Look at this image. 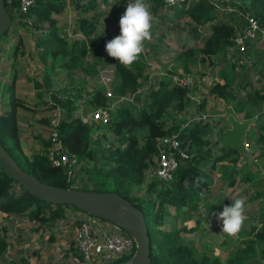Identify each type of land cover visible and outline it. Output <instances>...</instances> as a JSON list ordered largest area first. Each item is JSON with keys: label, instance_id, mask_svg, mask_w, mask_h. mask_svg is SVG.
I'll use <instances>...</instances> for the list:
<instances>
[{"label": "trees", "instance_id": "trees-1", "mask_svg": "<svg viewBox=\"0 0 264 264\" xmlns=\"http://www.w3.org/2000/svg\"><path fill=\"white\" fill-rule=\"evenodd\" d=\"M68 1L77 11L86 13L90 10L92 12L89 16L76 18L79 23L78 29L85 36V40L74 39L67 42L64 29L58 31L56 28L58 24L56 19L61 18L60 15ZM68 1L31 0L27 11L21 13L19 0H3L9 17V26L0 36V43L7 41V35L12 31L13 26H26L25 19H29L30 24L27 26L39 33L34 41L38 50L36 54L38 59L44 62L46 69H52L56 65L57 68H63L67 73L79 70L94 80L98 74L99 64L104 62V67H106L108 62L112 61L114 78L111 83V98L117 99L138 90L141 79L145 78L141 75L143 69L141 60L135 62L131 69H126L109 56L105 60L100 58V52L105 48L106 42L104 40L99 42V37L92 34L95 31V23L99 19V14L95 13L96 0H88L85 3H80L78 0ZM101 1L106 2L107 0ZM125 2L126 0H117L111 5L109 15H113L112 19L115 22L119 20L115 17V13ZM146 2L150 3L149 7L152 12L162 5L159 0H146ZM231 4L242 7L261 24H264V0H231ZM167 7H171L170 9L173 10V19L186 16L190 23L201 27L208 23L209 32L203 36L201 46L188 48L177 55L185 74L188 71L187 63L189 61L193 64L198 62L193 56L194 53L199 54L200 61L205 59L211 61L212 57H224L228 50H233L234 27L220 17L221 14L214 10L209 1L191 0L188 5L182 3L179 6ZM44 22H47L46 28L41 27ZM194 35L196 37V34ZM22 51L23 45L17 41L9 52L11 65L14 64L15 57ZM87 55L90 60H85ZM11 72L10 81L4 80L0 83V101L5 98L6 102V108L0 112V145L25 173L34 176L44 184L68 188L69 184L65 181L64 169L51 165L47 158V149L50 145L47 138L40 140L41 149L29 157L22 154L19 149L15 113L16 107H22L24 104L13 95L15 69H12ZM233 79L234 76L228 78L223 76L222 83H213L208 93L222 99L225 103H233L230 109L235 113L246 109L242 119H254L257 132L252 134V141L260 149L258 156H264V108H262L264 107V86L254 88L248 83L240 84L239 81L233 91ZM159 81L157 88L152 89L149 85L150 89L147 92L142 91L143 101L149 102L147 106L135 107L132 104H120L112 111L106 127L115 136V140L108 147H100L97 137L94 138L95 144L90 146L92 126H100L80 122L78 114L74 112L79 102L70 99V97H80V95L75 93L68 96L66 94L67 96L55 98L51 94L53 104L50 107L61 108L56 130L62 145L76 156L78 162L92 161L95 154L100 152V156L95 159L100 163L94 165V168L97 175L106 179V182H103L106 183L104 185L107 190L103 191L99 188L100 186H95L97 183L86 184V188L80 189L115 192L141 211L147 229L149 264H264V250L260 255L263 262H259L258 258L254 256L253 248L248 243H245V247L236 249L229 258L221 262L216 256L203 254L196 256L193 246L185 243L179 235L180 232L190 231L185 226L158 228L168 222L169 216L171 218L168 207L179 211L183 205L195 203L196 196L201 191L206 192L204 198L207 197L209 194L207 187L212 183L210 174L216 171L217 163L222 161L229 163V166L223 167L222 170V173L229 174L227 181L229 186L227 187L233 184V176L240 172V169L237 168L239 154L219 138L221 131L227 126L219 128L217 127L218 121L210 123L202 119L194 120L193 117L189 120L180 118L178 122L172 120L169 110L176 113L183 112L190 98V88L175 85L167 75L161 76ZM34 85L38 86L36 82ZM237 91H242V96H239ZM86 96L88 97L83 102L82 114L105 106L110 99L105 96L104 88L98 84L90 92H87ZM135 99L138 100L139 97L136 96ZM204 103L205 99L201 98L198 101L196 112L203 111ZM252 112H256V114L253 115ZM212 128H215L218 135L214 141H211ZM170 134L176 136L179 146L184 149L187 155L186 159L179 162L170 181L163 182L152 176L149 183L144 185V190L140 191L145 172L157 155L156 139ZM246 164L247 160L245 159L241 168L244 169ZM201 167H205L203 171ZM242 180L252 182L255 181V176L244 175ZM131 191H136L137 195H133ZM261 193L263 195V192ZM261 193H258L257 196H260ZM255 195V193L252 194L249 199L254 198ZM71 207L61 203H47L32 196L0 166V212L10 216L25 215L28 219L38 220L39 225L51 226L55 219L63 217L65 208L71 209ZM263 218L264 213H261L259 220L263 221ZM255 237L262 241L264 231H257L254 234ZM5 246L4 236H1L0 257L4 254ZM131 255H122L106 264H122L128 261ZM22 261L24 262V259ZM10 264H14V261H11Z\"/></svg>", "mask_w": 264, "mask_h": 264}, {"label": "rangeland", "instance_id": "rangeland-1", "mask_svg": "<svg viewBox=\"0 0 264 264\" xmlns=\"http://www.w3.org/2000/svg\"><path fill=\"white\" fill-rule=\"evenodd\" d=\"M68 1V0H67ZM117 0H107L103 2L96 0L97 8L96 14H99V19L95 23V31L93 35L99 37L98 41L104 40L106 43L112 40L114 37L120 34L119 22H115L109 15L110 7L113 2ZM129 0L123 4L122 8H118V12L115 13V17L118 18L124 14ZM150 6V3L147 2ZM236 3V2H235ZM237 4V3H236ZM64 11L61 18L56 19L58 21L57 30H63L66 32L65 41L71 40H85V36L78 29L79 23L76 18L79 16H89L92 13L90 10L83 13L77 11L73 5L66 2ZM171 7L164 5L159 6L155 12L151 13L154 17L153 20V39L145 44V51L141 54L139 60L143 63L141 85L133 94L124 95L126 99L119 102H114L116 99L109 97V109L110 114L120 104H132L135 107L147 106L148 101H143L142 91H148L150 88H157L160 82V77L163 75L177 77L178 72L180 75H188L191 79V87L189 89L190 98L186 104L183 112H173L169 110L172 115V120L178 122L180 118L186 120L193 117L194 120L202 119L210 123L216 121L219 122L218 126H227L228 123L225 120L226 113H231V107L233 103H225L222 99L217 98L214 95L208 93L210 86L215 83H222L223 76H234L232 90H235L236 84L240 81L248 83L250 86H255V80L251 76L249 66L244 61V56L233 50H228L224 57L214 56L211 61L205 59L199 60V54L194 53L193 56L197 63L193 64L190 61L187 63L188 71L185 74L180 66V60L178 61L177 55L188 48H197L201 46L202 38L209 32L208 23L204 26L193 25L186 16H180L178 19H173V10ZM99 12V13H98ZM222 19H226L224 15H220ZM43 28H46L47 22L42 24ZM62 25H65L62 27ZM12 31L7 35V41L0 43V83L4 80H9L11 77V70L15 69V78L13 80V95L15 98L23 102V106L16 107L15 123L18 131V146L22 154L29 157L32 153L38 152L41 149V139H48L50 127L48 125V117L51 111L54 109L50 106L53 104L51 94L53 97L60 98L64 96L74 95L75 93L80 97H70L74 99L77 104V109L74 111L77 114H81L83 102L86 101V93L96 85L92 77L75 70L74 72H64L63 68L59 69L56 65L52 69H46L44 62L38 59L35 47V39L38 37V31L32 30L29 26H13ZM196 34V37L195 35ZM17 41H20L23 45V51L20 55H17L14 59V64L11 65L9 52ZM108 57L105 48L100 52V58L106 59ZM142 57V59H141ZM85 60H90L88 55ZM46 64V63H45ZM104 62L99 64L97 69L99 70L102 81L107 83L111 80L109 71L113 69L112 61L108 62V66L104 68ZM48 66V65H46ZM176 68H178L176 70ZM179 70V71H178ZM182 72V73H181ZM222 74V75H221ZM222 76V78L220 77ZM34 82L38 84L36 87ZM247 86V85H245ZM248 87V86H247ZM256 88V87H255ZM239 96H242V91H237ZM67 94V95H66ZM139 99H135V97ZM1 98V97H0ZM204 98L205 103L202 112H196L198 101ZM217 98V99H216ZM82 99V102H81ZM56 107V106H55ZM6 108L5 98L0 101V112ZM264 108V107H262ZM246 109L239 112L234 116L238 120H243V115ZM256 114V112H252ZM252 124L249 126L244 136L246 144V156L239 154V164L237 168L240 172L233 176V184L227 187V181L229 174L227 172L222 173L223 167H228L229 163L225 164L217 163V169L210 174L212 183L208 185V192L206 198H204L203 191L199 192L196 196L195 203H189L183 205L179 211H176L172 207H168V212L171 215L167 223L158 226V228H180L185 226L190 229L187 232H180L179 235L185 243H189L195 250V255H208L216 256L219 261L223 262L230 255H232L236 249L245 247V243L251 245L254 250L255 257L259 262H263L260 258L262 251L264 250V239L262 241L254 238V234L257 231H264V220H259L260 214L264 213V156H258L260 149L253 144V133H256V124L253 118H249ZM45 120V121H44ZM92 134L90 137V146L95 144L94 138H98V144L100 147H108L112 141L115 140L109 129L106 126H92ZM217 128V129H219ZM211 141L217 138L215 128L211 131ZM217 152V151H216ZM100 156V152L96 153L92 161H79L77 167L73 169V175L75 182L71 180L70 186L76 188H86V184L100 186L103 191L107 190L104 182L106 179L101 175L95 173V166L99 165L100 161L95 160ZM247 160L246 167L244 169L241 166L244 160ZM154 166V161L145 172V178L141 190H144L145 184L149 183L150 178L154 176L151 171ZM205 167H201L203 171ZM220 174V175H219ZM244 175L255 176V181H244L242 177ZM240 176V178H239ZM104 181V182H103ZM16 189V188H15ZM224 189V190H223ZM223 190V191H222ZM133 195H137L136 191H131ZM218 192V193H217ZM263 192V195L262 193ZM211 193V194H210ZM256 194L254 198L249 199V196ZM261 193L260 196H257ZM130 194V191H129ZM131 195V194H130ZM242 197L245 199V215L247 219L244 222V226L237 237H228L221 233L220 223L211 215L206 217L200 210L201 204L211 212H220L224 206H228L235 198ZM109 208L113 210L119 217L124 220L130 218L125 210L115 202H109ZM66 209V208H65ZM72 210H76L72 208ZM64 214V213H63ZM99 218V217H98ZM101 221L109 224V221L99 218ZM64 220L61 218L55 219L51 226L39 225L38 220L28 219L25 215H10L2 216L0 214V237L4 236L6 242L5 251L11 257L19 259L25 254H29L32 250L48 246L47 243L52 233L57 237V242L52 245L53 258L50 260L52 253L46 249L44 252H40L39 258H31V263L39 264H53L56 263L57 255L62 252V248H66L64 240V233L67 228L64 227ZM107 224H104L106 228ZM210 225V226H209ZM72 226H75L73 224ZM53 228V229H52ZM52 229V230H51ZM51 230V231H50ZM51 232V233H49ZM47 237V238H44ZM74 239V237H70ZM40 239L45 240L44 244H41ZM67 239V238H65ZM252 240V242H250ZM24 250V251H23ZM23 251V252H21ZM133 254V253H132ZM43 256V257H41ZM9 257V258H10ZM133 256L123 264H134ZM56 258V259H55ZM51 262H48V261Z\"/></svg>", "mask_w": 264, "mask_h": 264}, {"label": "built area", "instance_id": "built-area-1", "mask_svg": "<svg viewBox=\"0 0 264 264\" xmlns=\"http://www.w3.org/2000/svg\"><path fill=\"white\" fill-rule=\"evenodd\" d=\"M78 1L80 3H85L88 0ZM159 1L164 6H179L182 3L188 5L191 0H175L174 4H169L167 0ZM207 1L213 5L216 12L220 13L221 16H226L225 20L233 25L235 30V35L232 39L233 51L244 56L251 42L257 39L264 41V24H261L248 11L240 6L232 5L231 0ZM30 3L31 0H19V11L25 13ZM25 22L27 25L30 24L29 19H25ZM244 61L250 66L251 63L249 60L244 59ZM110 69H112L111 66ZM112 73L113 71H109L111 80L107 83L102 81L99 70L94 78L95 83L104 88L107 98L112 96L110 93L111 83L113 81ZM167 76L170 75L168 74ZM170 79L172 83L179 87H191V79L188 75H177L176 78L170 76ZM262 80L264 82V71L262 72ZM123 99H126V97L120 96L112 103L119 102ZM109 104L110 103L80 115V121L87 125L106 126L110 120L111 109H109ZM60 114L61 108L56 106L48 117V125L50 127L48 140L50 145L47 149V158L51 165L64 169L65 181L69 184L71 180L73 183L75 182L73 169L77 167L78 161L76 156L69 152L59 139L56 128L59 123ZM155 145L157 147V155L154 158V166L151 173L160 181H170L179 162L186 159L187 155L184 149L179 146V142L174 134L165 135L156 139ZM245 147L246 144L243 142L244 150H246ZM63 218L64 216L61 219L64 220V227H71L72 236L74 237L72 241L74 252H69L67 254L60 253L57 255V260H60L64 264H106L122 255H128L134 252L135 240L133 235L126 228L111 222L107 224L98 217L77 209L72 211L67 210V215L65 219ZM73 224H75V226H72ZM104 224H107L106 228H104ZM3 256L7 261L10 260L7 252H4Z\"/></svg>", "mask_w": 264, "mask_h": 264}, {"label": "water", "instance_id": "water-1", "mask_svg": "<svg viewBox=\"0 0 264 264\" xmlns=\"http://www.w3.org/2000/svg\"><path fill=\"white\" fill-rule=\"evenodd\" d=\"M8 26L9 17L3 0H0V36ZM225 120L228 127L221 131L220 140L241 156H246L247 152L243 148V138L252 121L250 119L238 120L233 114L229 113L226 114ZM0 166L7 174L17 180L19 186L44 202L72 206L79 211L126 228L135 240V249L132 254L134 264H149L148 236L144 219L141 211L128 200L111 191H91L76 187L61 188L44 184L34 176L25 173L1 145ZM109 202L117 203L127 212L130 218L124 220L119 217L109 208Z\"/></svg>", "mask_w": 264, "mask_h": 264}, {"label": "clouds", "instance_id": "clouds-1", "mask_svg": "<svg viewBox=\"0 0 264 264\" xmlns=\"http://www.w3.org/2000/svg\"><path fill=\"white\" fill-rule=\"evenodd\" d=\"M167 2L174 4L175 0H167ZM153 20L154 17L146 0H129L126 10L119 20L120 34L105 45L107 55L118 61L124 68L131 69V66L139 60L145 51V44L153 39ZM113 78L112 73V80ZM80 115L83 114H78L79 120ZM200 210L206 217L209 215L214 217L221 225V233L228 237H237L247 219L245 199L242 197L235 198L220 212L209 213L203 204H201Z\"/></svg>", "mask_w": 264, "mask_h": 264}, {"label": "crops", "instance_id": "crops-1", "mask_svg": "<svg viewBox=\"0 0 264 264\" xmlns=\"http://www.w3.org/2000/svg\"><path fill=\"white\" fill-rule=\"evenodd\" d=\"M120 8H122V6L120 7ZM119 8V9H120ZM119 9H117V11H116V13L118 12V10ZM123 9V8H122ZM117 15V14H116ZM115 15V16H116ZM118 19L120 20V17H118ZM119 20H118V22H119ZM17 26V25H16ZM244 59H246V60H249V62L251 63L250 64V66H249V68H250V71H251V76H253V79L255 80V86H252V87H256V88H258L259 86H264V82H263V80H262V72L264 71V41L263 40H261V39H257V40H255V41H253V42H251V44H250V46H249V48H248V51H247V53H246V55L244 56ZM178 68H176V70H177ZM179 71V70H178ZM178 73H180V72H178ZM217 99V98H216ZM206 100V99H205ZM229 113V112H228ZM231 113L234 115V116H238L237 114L239 113H235L234 111H231ZM227 114V113H226ZM218 149V148H217ZM221 163H223V164H225V162L224 161H222ZM220 175V174H219ZM218 193V192H217ZM67 210H71L72 211V209H69V208H66L65 210H63V216H64V218L63 219H65V217H66V215H67ZM70 214H73V213H71V212H69ZM0 214L2 215V216H5V215H7L6 213H4V212H0ZM7 216H9V215H7ZM11 217V216H10ZM62 219V218H61ZM53 229V228H52ZM51 229V230H52ZM50 230V231H51ZM49 233H51V232H49ZM64 233H66L65 235H64V237L65 238H67V239H65L64 238V242H65V244H66V248L65 249H63L62 248V252L63 253H65V254H67V253H69V252H73L74 251V249H73V247H72V241H73V239L72 238H70V237H73L72 236V228L71 227H67V229H66V231L64 232ZM55 234H58V232L56 231L55 233L53 232L52 233V236L49 238V240H48V242L49 243H47L48 244V246H45V247H40V248H38V249H36V250H32V252L31 253H29V254H25L24 256H22V257H20L19 259H17V258H13L12 260H11V257H10V261L8 260H6L5 258H4V256H1L0 257V264H10V262L11 261H14V264H30L31 263V258L32 259H36V258H39L40 257V252L42 253V252H44L46 249H48L51 253H52V256H50V260H54V258H53V247H52V245L54 244V243H56L57 242V237H56V235ZM40 243L41 244H44L45 243V240H42V239H40ZM24 251V250H23ZM23 251H21V252H23ZM41 257H43V256H41ZM57 257V256H56ZM24 259V262L22 261ZM56 259V258H55ZM48 261V262H51V261ZM34 264H36V263H34ZM37 264H39V263H37ZM45 264V263H44ZM53 264H64L63 262H61L60 260H56V263L55 262H53Z\"/></svg>", "mask_w": 264, "mask_h": 264}, {"label": "bare ground", "instance_id": "bare-ground-1", "mask_svg": "<svg viewBox=\"0 0 264 264\" xmlns=\"http://www.w3.org/2000/svg\"><path fill=\"white\" fill-rule=\"evenodd\" d=\"M113 211V210H112Z\"/></svg>", "mask_w": 264, "mask_h": 264}]
</instances>
